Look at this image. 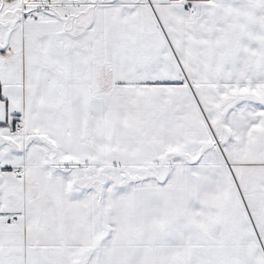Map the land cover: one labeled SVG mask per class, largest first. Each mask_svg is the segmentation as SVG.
Masks as SVG:
<instances>
[{
	"label": "snow or ice",
	"instance_id": "1",
	"mask_svg": "<svg viewBox=\"0 0 264 264\" xmlns=\"http://www.w3.org/2000/svg\"><path fill=\"white\" fill-rule=\"evenodd\" d=\"M0 264H264V0H0Z\"/></svg>",
	"mask_w": 264,
	"mask_h": 264
}]
</instances>
